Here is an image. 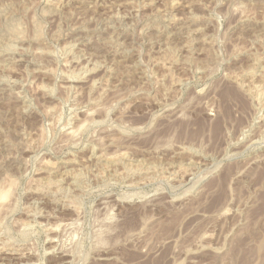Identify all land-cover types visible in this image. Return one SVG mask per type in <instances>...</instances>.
I'll return each instance as SVG.
<instances>
[{"label": "rangeland", "instance_id": "obj_1", "mask_svg": "<svg viewBox=\"0 0 264 264\" xmlns=\"http://www.w3.org/2000/svg\"><path fill=\"white\" fill-rule=\"evenodd\" d=\"M8 187L0 264H264V0H0Z\"/></svg>", "mask_w": 264, "mask_h": 264}, {"label": "bare ground", "instance_id": "obj_2", "mask_svg": "<svg viewBox=\"0 0 264 264\" xmlns=\"http://www.w3.org/2000/svg\"><path fill=\"white\" fill-rule=\"evenodd\" d=\"M175 4V3H174ZM178 20V19H177ZM194 21V20H193ZM175 26V25H174ZM176 28V27H175ZM107 29V28H106ZM104 33V32H103ZM102 36V35H101ZM113 53V52H112ZM123 158V157H122ZM52 165V164H51ZM79 169V168H78ZM138 170V169H137ZM77 177V176H76ZM10 188L8 187L7 189H5L6 191H0V203L2 200H5L6 198H8V195H9V190ZM11 190V189H10ZM11 193V191H10ZM3 202V201H2ZM5 202V201H4ZM3 202V203H4ZM3 206V205H2ZM1 206V207H2ZM4 207V206H3ZM3 209V208H2ZM1 210V209H0ZM2 211V210H1Z\"/></svg>", "mask_w": 264, "mask_h": 264}]
</instances>
